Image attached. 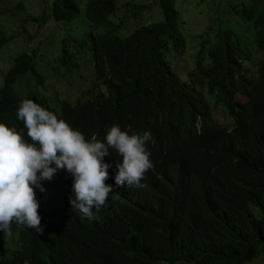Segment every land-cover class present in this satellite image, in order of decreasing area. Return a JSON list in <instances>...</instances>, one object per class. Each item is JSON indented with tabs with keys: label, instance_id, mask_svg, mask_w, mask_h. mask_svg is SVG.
<instances>
[{
	"label": "trees",
	"instance_id": "16d2710c",
	"mask_svg": "<svg viewBox=\"0 0 264 264\" xmlns=\"http://www.w3.org/2000/svg\"><path fill=\"white\" fill-rule=\"evenodd\" d=\"M180 1L159 0L163 20L143 27L134 24L152 8L135 0H92L84 12L79 0H54L40 18L25 20L55 23L66 34L51 58L41 49L14 58L0 119L25 98L71 120L136 113L164 148L157 169L176 173L136 205L111 199L95 221L53 186L50 196L37 195L43 235L0 232V264H253L264 255V0H240L220 16V29L209 28L215 35L198 37L186 81L170 57L174 45L188 51ZM9 8L27 13L22 2ZM14 40L0 19V50ZM81 69L93 71V86L72 104L57 82ZM220 108L233 130L217 122Z\"/></svg>",
	"mask_w": 264,
	"mask_h": 264
},
{
	"label": "clouds",
	"instance_id": "9594fccd",
	"mask_svg": "<svg viewBox=\"0 0 264 264\" xmlns=\"http://www.w3.org/2000/svg\"><path fill=\"white\" fill-rule=\"evenodd\" d=\"M182 52L186 51L174 45L170 54L177 71L176 60ZM12 65L0 74L5 77L0 85V110ZM190 76L189 73L188 79H184L182 74L185 81ZM92 86L75 100L62 96L61 92L59 97L76 104L77 99L88 95ZM238 96L243 97L239 101L247 99ZM119 110L118 118L71 120L59 110L45 109L25 98L16 110L12 107L10 118L0 119V232L11 236L12 228H26L43 235L42 217L38 213L41 201L37 195L50 196L55 185L63 188L71 209L95 221L103 209L114 204L111 199L136 205L150 186L163 181L170 171L176 173L172 168L166 171L171 166L164 171L157 169L163 161L164 148L143 119L136 113ZM218 111L215 110L217 122L233 130L235 121L229 117L230 126L218 121ZM205 127L200 121L193 131L201 136ZM177 168L181 177L182 166Z\"/></svg>",
	"mask_w": 264,
	"mask_h": 264
},
{
	"label": "rangeland",
	"instance_id": "374dc122",
	"mask_svg": "<svg viewBox=\"0 0 264 264\" xmlns=\"http://www.w3.org/2000/svg\"><path fill=\"white\" fill-rule=\"evenodd\" d=\"M92 0H79L82 11L84 12L87 4ZM159 0H135L138 4L146 3L151 5L152 9H148L142 20L134 24L136 27H143L155 22L163 20L161 8L157 4ZM16 2H22L26 6V14L15 13L10 6L16 5ZM54 0H3L0 3V19L5 26L6 34L9 37H17L18 39L11 42L4 51L0 52V74H4L11 67L14 57L25 51L41 49L44 54L49 53L50 57L59 51V45L66 34L63 28H60L55 23L49 22L47 25L40 26L38 23L25 22L30 18H40L44 14V10L53 4ZM240 0H182L178 7L183 13L181 28L184 36L187 38L188 51L179 53L180 59H177V66L182 71L184 79H188L189 72L193 69V57L197 53V47L201 46L202 40L198 37L206 32L215 35L216 32H210L209 28L220 29V16L226 17L228 12L233 9L230 7H237ZM184 6V7H182ZM213 7V8H212ZM190 9V10H188ZM7 12L5 13V11ZM40 16V17H39ZM217 17L219 22L217 26L212 23V19ZM82 16L76 19L80 21ZM184 19V20H183ZM236 20V18H235ZM242 21V19L240 18ZM238 21V20H237ZM231 23V22H229ZM237 23V22H236ZM68 27V24H62ZM30 36H33L31 39ZM194 45H198L196 48ZM190 48V50H189ZM80 75L75 76L70 82L54 79L60 89L61 95L75 100L83 91H87L92 85V78L94 73L92 70L81 69L77 72ZM5 81V77L0 75V85ZM242 99V96H238ZM218 121L230 126L232 121L229 118L227 111L221 109L216 114ZM254 264H264V255L257 259Z\"/></svg>",
	"mask_w": 264,
	"mask_h": 264
}]
</instances>
